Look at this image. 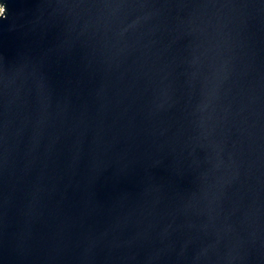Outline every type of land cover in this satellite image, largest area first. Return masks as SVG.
<instances>
[{
  "label": "water",
  "instance_id": "1",
  "mask_svg": "<svg viewBox=\"0 0 264 264\" xmlns=\"http://www.w3.org/2000/svg\"><path fill=\"white\" fill-rule=\"evenodd\" d=\"M0 6V264H264V0Z\"/></svg>",
  "mask_w": 264,
  "mask_h": 264
},
{
  "label": "built area",
  "instance_id": "2",
  "mask_svg": "<svg viewBox=\"0 0 264 264\" xmlns=\"http://www.w3.org/2000/svg\"><path fill=\"white\" fill-rule=\"evenodd\" d=\"M0 9H2V10H3V7H1V6H0ZM1 12H2V11H0V13H1Z\"/></svg>",
  "mask_w": 264,
  "mask_h": 264
},
{
  "label": "snow or ice",
  "instance_id": "3",
  "mask_svg": "<svg viewBox=\"0 0 264 264\" xmlns=\"http://www.w3.org/2000/svg\"><path fill=\"white\" fill-rule=\"evenodd\" d=\"M0 11H2V9H0Z\"/></svg>",
  "mask_w": 264,
  "mask_h": 264
}]
</instances>
